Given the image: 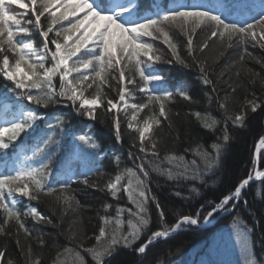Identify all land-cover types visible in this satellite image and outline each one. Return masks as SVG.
<instances>
[{
    "label": "snow or ice",
    "instance_id": "snow-or-ice-1",
    "mask_svg": "<svg viewBox=\"0 0 264 264\" xmlns=\"http://www.w3.org/2000/svg\"><path fill=\"white\" fill-rule=\"evenodd\" d=\"M16 8L24 11L17 12ZM29 13L34 19L26 18ZM42 17L46 23H42ZM170 28L178 30L187 38L189 55L194 59L197 51L201 54L205 53L217 40L226 48L243 46V54L239 57L241 61L245 58L244 54L251 55L247 51L249 43L264 49V10L251 21L240 23L226 20L222 15L206 10L201 5L192 4L165 6L152 16H140L137 5L132 0L112 5L105 4L104 0L99 2L97 0H0V77L11 82L12 87L5 85V88L18 98L15 110L6 113L0 120V152L6 153L13 148L18 138L33 129L36 121L42 119L36 108L27 105L48 108L61 101H67L68 106L72 107L77 115L85 116L90 120L97 119V109L100 108L112 113V127L117 141L121 139V113H123L127 128L138 134L139 151L145 154V158L148 156L158 158L155 130L165 121L168 122L169 127L171 126L167 105L172 101L174 93L160 87L165 80L164 76L154 70L150 71L153 65L163 58L156 53L154 45L144 38L162 40L171 50L175 60L187 67V61L180 57L177 45L173 43ZM33 30L38 31L43 37L39 47L31 39L18 38L31 36ZM198 33H203L204 38L196 43ZM50 45L54 46V49ZM220 55H223V51ZM257 63L264 66V61L257 59ZM200 70L203 74V83L212 84L207 74L206 60L202 62ZM114 72H118V77ZM255 75L259 76V73ZM110 79L115 80L119 85L114 89L117 92L116 99L108 97L104 92V86L112 87ZM89 89L94 91L86 95ZM236 91V88L231 89L233 95ZM137 92L142 93L146 98L144 102L129 103L130 99H135ZM175 94L184 100L193 101L192 96L185 90L177 89ZM25 101L27 104L24 103ZM231 102L234 101H231L227 94L218 101V107L223 111V121L199 111L194 113L201 125L212 131H216L223 122L222 136L211 145L215 155L212 156L206 151L202 153L205 171H212L219 163L221 153L230 140L229 122L233 126L243 127L249 112L255 113L264 104L257 102V98L246 97L240 109L233 114L229 112ZM145 109H149V114L142 122L133 123L137 121L138 114ZM63 124L64 121L57 118L56 123H50L48 127L62 130ZM76 140L80 145L91 149L99 147L87 134L77 136ZM55 143L54 136H47L32 148L31 156H25L19 166L0 172V213L3 214L0 220V236L9 235L6 228L11 222H15L17 235L23 231L30 237L31 232L25 226L22 216H31L38 223L43 222L55 227L53 221L41 214L34 206L22 213L17 208V196L39 202L41 195H55V201L63 206L61 211L78 207L79 201L69 190L71 183L80 179L79 177L69 176L59 183V190L48 184L52 175V154L48 149ZM260 143L264 145V137L261 138ZM197 152L200 153L199 146ZM41 157L43 159H40ZM135 158L140 159V157ZM38 159L39 163H35ZM178 159L183 160V157ZM45 160L47 162H44ZM192 164L195 165L196 162L192 161ZM138 169L145 177L149 175L144 161H141ZM153 170L162 175L166 174L169 179L188 178L186 174L188 169L178 172L176 176H173L171 169L157 166ZM198 173L199 170L196 169L192 178L195 179ZM125 175L131 177L134 173L132 169L118 172L105 187L113 195L123 187L128 193L129 200L135 205V211L128 209L131 217L127 221L129 230L123 231L124 221L118 217L115 219L109 216L103 217L105 226L101 227L99 234L95 236L96 245L85 249L91 254L95 264H104L105 258L111 256L121 245L132 248L137 255L143 256L153 243L167 239L182 225H196L199 222L198 218L191 215H182L173 225L164 226L166 217L163 207L154 196L149 195L150 190L147 189L144 180L137 177L133 184L129 179L127 186H122L121 181ZM261 177H264V172L257 171L255 178ZM252 180L251 175L243 179L230 193L222 196L207 216L212 217L220 210H227L230 203L235 207L233 202L239 200L242 191ZM82 182L85 185L89 184L86 177ZM150 201L155 203L159 220L163 223L161 228L150 231L146 238L137 244L149 228ZM105 208L107 210L111 205H105ZM120 211L121 209H117L118 213ZM113 223L115 227L109 233L107 227ZM75 235L73 233L74 237ZM238 243L242 253L248 256L250 248L246 228L238 227ZM16 244L20 246L19 239L16 240ZM39 245L44 246L42 238H39ZM20 255L24 257V264H42L40 256L34 253L31 244L21 248ZM60 255L57 253L53 264H59ZM77 256L80 264H84L83 257L79 253ZM0 264H19V262L7 257L6 248H0ZM249 264H254V261L249 260Z\"/></svg>",
    "mask_w": 264,
    "mask_h": 264
},
{
    "label": "trees",
    "instance_id": "trees-1",
    "mask_svg": "<svg viewBox=\"0 0 264 264\" xmlns=\"http://www.w3.org/2000/svg\"><path fill=\"white\" fill-rule=\"evenodd\" d=\"M139 1L132 0L137 7ZM15 10L24 11L19 8ZM262 10H264V0L260 4L256 0H248L241 11L250 12L252 17H256ZM229 12L224 11L222 17L234 21V18L240 15L238 9L237 12L234 9ZM26 18L34 19L30 13ZM41 21L46 23L43 17ZM169 32L173 43L177 45L180 57L187 61V67L175 60L171 50L162 40L144 38L154 45L156 53L163 58L155 63L150 71L154 70L164 76L165 80L160 87L174 93L172 101L167 105L171 126L169 127L168 122L165 121L155 130L158 158L152 156L145 158V154L139 151L138 134L127 128L123 113H121V139L117 141L112 127L113 114L106 112L104 108L97 109V119L90 120L85 116L77 115L74 109L68 106L67 101H61L48 108L27 105L36 108L42 119L36 121L33 129L22 134L13 148L16 145L23 146L27 150L26 156H31L33 147L40 144L47 136H54L56 143L48 149L52 154V175L48 184L59 190V183L69 177L66 174L68 171H72L71 176L80 179L71 183L69 191L79 201V205L61 211L63 206L55 201V195H41L39 202L17 196V208L22 213L34 206L41 214L51 219L55 227L43 222L38 223L31 216H22L25 226L31 232V236L28 237L23 231L17 235V225L11 222L6 228L9 235L0 236V248H6L8 258L24 264V257L20 255L21 248L31 244L34 253L40 256L42 264H53L57 253L61 254L59 264H80L77 253L83 257L84 264H95L91 254L85 249L96 245L95 236L99 234V229L105 226L102 218L118 217L124 221L123 231L129 230L127 221L131 217L128 209L135 211V205L129 200L128 193L123 187H120L115 195L105 187L110 179H114L115 174L125 169H132L134 175L131 177L125 175L121 185L127 186L129 179L135 184L137 177L144 180L147 189L150 190L149 195L154 196L163 207L166 217L164 226L173 225L182 215H191L198 218L201 223L223 195L230 193L256 169H264V146L259 152L258 160H255L257 143L264 137V104L255 113L249 112L243 127L233 126L229 122L230 140L221 153L219 163L212 171H205L202 153L206 151L212 156L215 155L211 145L222 136L223 122L216 131H212L204 128L194 115L199 111L223 121V111L219 109L218 101L226 94L231 101H234L229 104V112L233 114L240 109L246 97L257 98V102H264V66L257 63V59L264 61V49L249 43L247 51L251 55L244 54L245 58L241 61L239 57L243 54V46L226 48L217 40L205 53L201 54L197 51L194 59L189 55L187 38L174 28H170ZM18 38L31 39L37 47L43 41V37L35 30L32 31L31 36ZM203 38L204 34L198 33L196 43ZM50 47L54 49L52 45ZM221 51L223 55H220ZM205 60L207 74L212 81L209 85L203 83V74L200 70ZM256 73H259V76H256ZM114 74L118 77V72ZM110 83L112 87L104 86V92L108 97L116 99L117 92L114 89L119 85L111 79ZM56 84L58 88V78ZM5 85L12 87L11 82L0 77V108H2L0 112L3 116L14 111L18 101L14 93L6 90ZM232 88L237 89L234 95L231 92ZM177 89L187 91L193 101L184 100L175 94ZM92 91L94 89H89L86 95ZM144 99L146 98L143 94L137 92L134 101L141 103ZM24 103L27 104L26 101ZM148 114L149 109H145L138 114L137 121L133 123L142 122ZM57 118L64 121L62 130L50 129L48 124H55ZM81 134L91 136L99 147L91 149L80 145L76 137ZM134 144L136 146H133ZM13 148L6 153L0 152V156L9 157ZM179 157H183V160L178 159ZM141 161L145 162V168L149 173L147 177L138 169ZM192 161L196 164L193 165ZM35 163H39V159ZM157 166L171 169L173 176L188 169L186 173L188 178L169 179L166 174L162 175L153 170ZM196 169L199 173L193 179ZM85 177L89 181L88 185L82 182ZM242 196L243 198L228 215L219 218L211 226L197 229L195 226L186 225L172 237L153 243L143 256L137 255L132 248L118 246L114 255L105 258L104 264H233L226 258L214 257L215 254H219L214 248V243L221 232L238 227L248 230L250 258L245 259V262L249 264L251 260L254 264H264V179L250 184L243 191ZM105 205H111V208L106 210ZM231 207L230 203L227 208ZM148 208L149 228L137 244L141 243L150 231L161 228L163 223L159 220L155 203L150 201ZM117 209L121 211L118 213ZM2 217L3 214L0 213V220ZM114 227V223L108 225L107 231L111 233ZM73 233L76 234L75 237ZM39 238L44 241L43 247L39 245ZM17 239L20 240L19 247L16 244Z\"/></svg>",
    "mask_w": 264,
    "mask_h": 264
},
{
    "label": "rangeland",
    "instance_id": "rangeland-1",
    "mask_svg": "<svg viewBox=\"0 0 264 264\" xmlns=\"http://www.w3.org/2000/svg\"><path fill=\"white\" fill-rule=\"evenodd\" d=\"M263 146L264 145H261L259 142L257 148L258 151ZM214 246V248L217 249L216 251L219 253L215 255L213 254L216 259L226 258V260L231 261L233 264H244L246 261L245 259L249 257V255L245 256L241 251L240 243H238V229L236 228L221 232L218 238L215 239Z\"/></svg>",
    "mask_w": 264,
    "mask_h": 264
},
{
    "label": "water",
    "instance_id": "water-1",
    "mask_svg": "<svg viewBox=\"0 0 264 264\" xmlns=\"http://www.w3.org/2000/svg\"><path fill=\"white\" fill-rule=\"evenodd\" d=\"M262 178H264V177H261L260 179H262ZM256 180H259V179H256L255 177H253V180L250 181V183H252V182H254V181H256ZM250 183H249V184H250ZM176 231H177V230H176ZM176 231H175V232H176ZM175 232H172L170 235H173Z\"/></svg>",
    "mask_w": 264,
    "mask_h": 264
},
{
    "label": "bare ground",
    "instance_id": "bare-ground-1",
    "mask_svg": "<svg viewBox=\"0 0 264 264\" xmlns=\"http://www.w3.org/2000/svg\"><path fill=\"white\" fill-rule=\"evenodd\" d=\"M262 170V169H261ZM260 169H256L255 171H254V173L251 175L252 177H254L255 176V174H256V172L257 171H261ZM263 172V171H262Z\"/></svg>",
    "mask_w": 264,
    "mask_h": 264
}]
</instances>
